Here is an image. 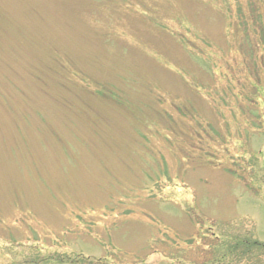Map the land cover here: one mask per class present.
I'll use <instances>...</instances> for the list:
<instances>
[{"label": "rangeland", "instance_id": "374dc122", "mask_svg": "<svg viewBox=\"0 0 264 264\" xmlns=\"http://www.w3.org/2000/svg\"><path fill=\"white\" fill-rule=\"evenodd\" d=\"M0 264H264V0H0Z\"/></svg>", "mask_w": 264, "mask_h": 264}]
</instances>
